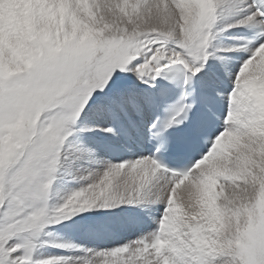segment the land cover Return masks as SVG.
<instances>
[{"label":"snow or ice","instance_id":"snow-or-ice-1","mask_svg":"<svg viewBox=\"0 0 264 264\" xmlns=\"http://www.w3.org/2000/svg\"><path fill=\"white\" fill-rule=\"evenodd\" d=\"M0 264H264V0H0Z\"/></svg>","mask_w":264,"mask_h":264}]
</instances>
